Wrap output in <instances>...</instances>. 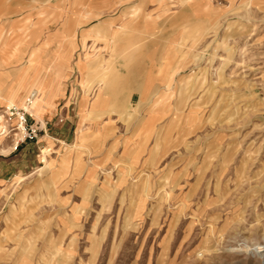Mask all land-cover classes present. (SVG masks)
<instances>
[{
	"label": "rangeland",
	"instance_id": "rangeland-1",
	"mask_svg": "<svg viewBox=\"0 0 264 264\" xmlns=\"http://www.w3.org/2000/svg\"><path fill=\"white\" fill-rule=\"evenodd\" d=\"M229 1L181 35L170 92L95 118L100 87L77 72L43 101L31 72L8 105L34 50L50 85L49 19L66 13L0 0V26L20 22L0 38V264H264V0Z\"/></svg>",
	"mask_w": 264,
	"mask_h": 264
},
{
	"label": "crops",
	"instance_id": "crops-1",
	"mask_svg": "<svg viewBox=\"0 0 264 264\" xmlns=\"http://www.w3.org/2000/svg\"><path fill=\"white\" fill-rule=\"evenodd\" d=\"M48 1L50 11H54L58 2ZM218 1L226 5L230 3L229 0L59 1L58 6H63L66 15L61 19H49L52 64L46 74L53 76L49 80L50 85L44 86L43 79L40 80L41 73L45 74L47 68L34 50L29 55L27 66L22 67L17 76V87L5 100L9 106L14 105L31 72L34 79L29 88L38 92L42 101L46 91L48 97L53 91L57 100L66 74L83 73L85 81L100 87L88 103L83 100L88 113L94 114L95 118L107 117L115 103L131 105L133 101L161 98L153 96L159 92L158 86L163 84L161 88L170 92L169 85L183 64L178 56L184 49L181 47V35L187 29L194 34L198 22L212 25L217 16L226 15L220 11ZM19 24L18 21H2L0 38L1 30ZM35 35L33 33L32 38ZM3 44L5 50L8 44ZM20 57L13 53L2 59L20 62ZM2 92L1 89L0 96ZM44 103L50 106L51 101ZM41 104L37 102L38 112L43 110Z\"/></svg>",
	"mask_w": 264,
	"mask_h": 264
},
{
	"label": "built area",
	"instance_id": "built-area-1",
	"mask_svg": "<svg viewBox=\"0 0 264 264\" xmlns=\"http://www.w3.org/2000/svg\"><path fill=\"white\" fill-rule=\"evenodd\" d=\"M36 94H34L32 96V100L34 98ZM10 112V117L11 116H16L17 122H18V126H19V130L21 131L22 135H23V140L26 139H34L37 136V133L39 131V128L37 126H30L28 124V117H27V112L26 110H17L15 108H11L9 110Z\"/></svg>",
	"mask_w": 264,
	"mask_h": 264
},
{
	"label": "bare ground",
	"instance_id": "bare-ground-1",
	"mask_svg": "<svg viewBox=\"0 0 264 264\" xmlns=\"http://www.w3.org/2000/svg\"><path fill=\"white\" fill-rule=\"evenodd\" d=\"M0 132H1V131H0ZM260 249H261L260 251L263 252V255H262V256H263V258H264V247H262V248H260Z\"/></svg>",
	"mask_w": 264,
	"mask_h": 264
}]
</instances>
